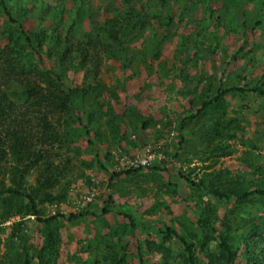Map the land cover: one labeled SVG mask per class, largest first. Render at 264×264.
Masks as SVG:
<instances>
[{"label": "trees", "instance_id": "trees-1", "mask_svg": "<svg viewBox=\"0 0 264 264\" xmlns=\"http://www.w3.org/2000/svg\"><path fill=\"white\" fill-rule=\"evenodd\" d=\"M54 1L57 2L55 5L47 0H0V9L7 16V24L2 31L5 42L0 43V225L9 218L20 217L11 227L9 240L2 238L1 232L5 228H0V247L5 245V253L0 251V264H61L62 238L59 228L65 215L59 212L43 216L42 206L46 202L67 199L70 186L86 175L85 172L74 175L73 179L63 182L62 193L56 194L55 189L61 184V178L66 177L74 164L71 155L73 143L84 134L89 136L88 144L92 146L104 139V135L98 131L95 133L99 139L92 138L93 125L84 124L79 109L87 95H94L99 112L107 105L104 98L106 91L118 98L115 88H109L100 79L104 65L110 61H125L130 64L139 63L140 60L147 62L150 55L153 60L160 58L161 51L154 52L152 46L159 42L161 47L164 39L169 38L170 28L175 20L173 10L180 4L179 0H175L174 7L167 4L170 0H156L157 5L168 8V13L164 15L153 8L152 0H128L120 6L113 0L104 7L108 14L106 19L99 23L92 22L93 28L87 31L83 28V18L87 11L89 14L96 9L93 0ZM199 1L203 5V16L194 21L192 19V25L189 26L191 31L183 44L186 59L181 61L185 64H191L194 59L197 62L196 59L199 60L206 53L214 54L221 45V30L223 35L234 32L229 27L233 15L223 11V8L213 7L215 3L225 5L228 0ZM243 2L253 4L257 20L253 24L248 23L247 19L243 22L237 36L240 39L245 37L249 28L254 31L264 28V0ZM33 11L53 14L54 26L47 29L41 22L37 30L27 29L26 19ZM183 12L184 9H180L181 15ZM68 16L75 19L64 30ZM58 18L60 21H55ZM207 19L212 21L210 26L204 25ZM141 31L149 33L145 40L147 44L138 52L142 58L128 57V44L137 38L131 37V33ZM162 33L163 41L159 40ZM191 44L194 45V50L189 49ZM262 44L256 43L255 46ZM44 51H47L51 60L60 62L59 70L42 67ZM33 52L38 58L35 64L30 58ZM242 52H246L244 45L229 61L225 59L223 63L226 66L236 64ZM247 60L252 65L251 74H244L242 71L230 74L231 77L225 75L226 78H221L216 91L213 90L216 75H211L208 85L202 91H199V86L205 80L204 77L197 76L186 68L181 69L180 75H175L188 86H185L189 89L183 92L185 95L200 93L198 111L177 119L179 134L178 142H174L175 156L178 157L181 150L187 156L193 152L186 146L190 144L187 140L188 129L193 120L198 119L204 125L200 138L206 156L197 155L186 159L189 163L195 158L204 162L213 161L209 170L198 180L197 176H192L196 169H192L190 173L179 171V175L190 186L193 201L203 206L195 222L200 231L194 230L195 224L190 225L182 219H178V227L172 222L155 227L143 218L141 212L134 213L128 205H119L120 212L129 220L133 233L140 231L144 235L138 245L140 264H145L146 257L155 253L161 257L158 264H264V165L260 164L255 155L244 154L248 165L254 170V179L245 174H237L223 165L217 167L222 158L237 152L232 141L242 137L240 123L234 127L237 119L228 117L226 96L232 93H251L264 98V71L253 80L252 72L258 67L259 61L252 57H247ZM166 63L161 61L160 65L167 73ZM71 67L77 73H84L81 85L86 86L77 85L69 89L64 87L63 74ZM240 80L245 82L243 86L238 85ZM93 81L97 83L96 87L91 86L90 82ZM192 82H195V86L190 89ZM79 102L82 105L78 106ZM191 105L194 109L195 100L191 101ZM85 112L90 123L97 118V113L92 108L85 109ZM110 116H114L112 111ZM114 117L115 120L119 118ZM139 117L145 131L157 128L159 124L141 115ZM115 120H110L109 124ZM77 123L81 127L75 126ZM112 126L115 143H134L126 134L121 133L118 125ZM172 128V122L164 123L163 128L155 134L156 141L163 135L170 134ZM251 147L258 149L257 143H252ZM110 157L111 154L108 153L107 158ZM99 164L105 168L101 160ZM88 167L92 168V163ZM146 168L115 172L111 181L122 175L140 174ZM151 169L157 172L169 171L167 165H153ZM145 178L148 179L147 176ZM169 186L176 187L177 184L171 181ZM113 201V195L110 194L102 210L103 214L111 211L108 205ZM159 206L161 204L149 210V214H154ZM221 209L225 212L223 215ZM85 214H71L69 219L78 220ZM31 216L44 225L41 232L45 239L40 248L29 245V236L22 230L26 224L25 219ZM175 220L176 218L173 219L174 222ZM127 235L126 229L114 228L110 234L96 237L95 242L87 247L93 256L83 264H131ZM154 235L160 241L154 240ZM116 237L118 241H115ZM168 243L172 247H167ZM201 254L206 261H201ZM2 257L7 258V262Z\"/></svg>", "mask_w": 264, "mask_h": 264}, {"label": "rangeland", "instance_id": "rangeland-1", "mask_svg": "<svg viewBox=\"0 0 264 264\" xmlns=\"http://www.w3.org/2000/svg\"><path fill=\"white\" fill-rule=\"evenodd\" d=\"M47 1L53 5L57 3L54 0ZM116 1L118 6H120L124 1L128 0H115V3ZM179 1L180 4L176 6L178 8L174 6L175 0H170L167 3L175 7L173 10L175 20L170 28L171 34L169 38L167 40L164 39L162 33L159 37V40L163 41L164 39L162 46L158 45L159 42L152 46L154 52L161 51L160 58L153 60L150 55L146 60L147 62L140 60L139 63L130 64L125 61H110L107 65H104L100 79L109 88H115L118 98L111 96L106 91L104 98L107 101V105L104 106L101 112L98 110L99 105L95 104L94 95H87L83 105L81 102L78 103V106L82 105L81 108L79 107V115L82 116L84 124L93 125L92 138L99 139L95 133V131H98L104 135V139L102 141L98 140L97 144L92 146L88 144L89 136L84 134L77 142L73 143L71 155L73 156L74 164L71 171L66 174V177L61 178V184L55 189L56 194L62 193L63 182L73 179L74 175L81 172H85L86 175L70 186L67 199L54 203L46 202L42 206L43 216L59 212L65 215V218L61 220L62 226L59 228L62 238L61 264H83L85 261H90L93 254L87 250L89 244L94 243L95 238L98 236L110 234L114 228L127 230L126 243L129 245L131 264H140L138 245L140 239H144V235L140 231L133 233L129 220L121 214L119 205H128L134 213L141 212L143 218L151 222L155 227H162L164 224L171 222L178 227V219H182L190 225L195 224L194 230L200 231L195 222L198 220L203 206L193 201L190 186L179 175V171L184 170L190 173L192 169H196L192 176H197V180L201 179L204 172L209 170L213 159L204 162L199 158H195L190 163L186 159V157L191 159L197 155L206 156L203 151L204 144L200 138V131L204 125L198 119L193 120L188 129L187 140L190 144L186 146L193 152L187 156L185 151L181 150L178 153V157L175 156L174 142H178L177 136L179 134L176 128L177 119L187 117L198 111V96L200 95L199 92L185 95L183 92L189 91L186 88L188 86L185 85L183 80L176 78L175 75H180L182 73L181 69L186 68L191 73L204 77L205 80L200 84L199 91H202L208 85L211 75H216V85L214 84L213 87V90L216 91L220 85L221 78H226L225 75H235L242 71H244V74H249L252 70V65L247 60V57H252L259 61L258 67L252 72L253 76L251 75L254 77L253 80H256L264 71V28L255 31L249 28L244 38H238L237 36L242 29L241 25L246 19L250 24L257 20L253 4H245L243 0H228L225 5L215 3L213 4L214 9L220 7L221 9L223 8V11H228L230 15H233L229 27L235 33L223 35L224 32L221 30L219 32L221 34V45L214 54L211 52L206 53L199 60L196 59L197 62H194V59L191 64H185V62H181L186 59V49L183 44L187 41L186 37L191 31L189 26L190 24L192 25V19L194 21L203 16V5L199 0ZM110 2H113V0H93L96 9L89 14L88 11L86 12L87 15L83 18V28L85 30L89 31L93 28L92 22L99 23L106 19L108 14H106L104 7ZM152 3L153 8L158 13H163L164 15L168 13V8L165 9L161 5H157L156 0H152ZM27 5L31 6V4ZM182 8L184 9L183 15L180 14V9ZM52 15L33 11L26 19L27 29L35 31L41 22L45 25V28L51 29L54 26ZM57 17L59 16L57 15ZM74 19V17H67L63 27L64 30H67L72 25ZM55 21L58 22L60 19L58 18ZM211 23L212 21L207 19L204 25L210 26ZM6 24L7 16L0 9V43L5 42L2 38V31ZM134 36L137 38H134L133 42L128 44L126 55L128 57L142 58L141 53L138 52L143 49L144 44H147L145 40L149 33L147 31H141L137 34L132 32L131 37ZM256 43L263 44L258 47L255 46ZM241 45H244L246 52L241 53V57L236 64L226 66L223 61L225 59L229 61ZM189 49L194 50V45L191 44ZM178 55L180 56L178 57ZM30 58L34 64L37 63L38 58L34 52ZM161 61L167 62V73L162 70ZM41 65L42 67H52L56 70L60 69V62L51 60L47 55V51H44V62H41ZM63 75L65 88L69 89L83 83L84 73H77L73 67L67 69ZM195 82L190 84V89L194 88ZM244 83L243 80H240L238 85L243 86ZM90 84L92 87L97 86L94 81L90 82ZM84 86L86 84L82 87ZM193 100H195L196 104L194 109L191 105ZM225 101L227 102L228 117L237 119L234 127H237L238 123L242 126L240 133L242 137L232 141L237 152L232 156L222 158L217 167L223 165L237 174H245L250 179H254V170L248 165L244 154L255 155L260 164L264 165V98L251 93L247 95L232 93L226 96ZM91 108L97 113V118L94 121L92 120V123H90L88 114L85 112V109ZM191 109L193 110L191 111ZM111 111L114 116L119 117L117 120L114 119V116H110ZM138 115L159 122L157 128H150L145 131ZM110 120L115 121L109 124ZM169 121L173 123L171 133L163 135L160 140L156 141L155 134L157 130L162 129L163 124ZM113 124L118 125L121 133L126 134L134 143L132 145L127 142L122 144L115 143L112 133ZM75 126L81 127L80 123ZM252 143H257V150L251 147ZM77 150L80 152H77ZM108 153L111 154L110 158H107ZM142 157L153 158L152 162L140 174L132 176L122 175L111 181L113 173L126 169H135L130 164L132 162L129 163V161L140 160ZM100 160L105 165V168L99 164ZM91 163L93 167L89 168L88 164ZM153 165H167L169 171H153L151 169ZM171 181L176 183L177 186H169ZM110 194L114 198L113 203L108 205L111 211L103 214L102 210ZM89 198H91V201H89ZM158 204H161L160 208L156 209L154 214H149V210L154 209ZM220 212L222 215L225 213L222 209ZM81 213L86 214L78 220L69 219L71 214ZM175 218L176 223L173 221ZM19 220L20 217L15 216L0 225V228H5V231L2 230L1 232L5 241L9 240L12 225ZM25 222L26 224L22 227V230L29 236L28 244L40 248L45 239L41 232L44 225L39 223L34 216L27 217ZM117 239L116 237L115 241H118ZM153 239L157 240V242L160 241L155 235ZM4 246L0 247L2 254L5 253ZM167 247H172V244L169 245L168 243ZM177 247L179 248V246ZM1 259L7 262V258L2 257ZM200 259L202 262L206 261L203 254L200 255ZM146 260L145 264H158L161 261V257L155 253L147 256Z\"/></svg>", "mask_w": 264, "mask_h": 264}, {"label": "built area", "instance_id": "built-area-1", "mask_svg": "<svg viewBox=\"0 0 264 264\" xmlns=\"http://www.w3.org/2000/svg\"><path fill=\"white\" fill-rule=\"evenodd\" d=\"M140 158V157H138ZM152 158L153 157H142L140 160L139 159H135V161L130 160V163L132 167L138 168V167H146L147 165H149L152 162ZM89 201H91V198H89Z\"/></svg>", "mask_w": 264, "mask_h": 264}]
</instances>
